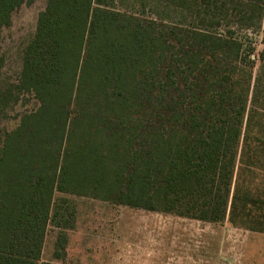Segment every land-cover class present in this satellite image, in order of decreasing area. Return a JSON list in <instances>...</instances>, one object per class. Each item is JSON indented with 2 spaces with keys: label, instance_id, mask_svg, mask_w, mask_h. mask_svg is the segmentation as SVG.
Segmentation results:
<instances>
[{
  "label": "trees",
  "instance_id": "1",
  "mask_svg": "<svg viewBox=\"0 0 264 264\" xmlns=\"http://www.w3.org/2000/svg\"><path fill=\"white\" fill-rule=\"evenodd\" d=\"M30 0H0V30ZM114 0H47L0 86V264H40L49 227H74L56 194L264 234V0H166V23ZM56 246L64 249L65 237ZM65 253L54 252L56 261Z\"/></svg>",
  "mask_w": 264,
  "mask_h": 264
},
{
  "label": "rangeland",
  "instance_id": "2",
  "mask_svg": "<svg viewBox=\"0 0 264 264\" xmlns=\"http://www.w3.org/2000/svg\"><path fill=\"white\" fill-rule=\"evenodd\" d=\"M118 9H126L129 12L137 13L139 4L143 5L142 15L145 18L154 19L157 15L163 18L166 23L176 21V14L172 9L163 6L166 0H114ZM47 0H30L11 14V23L7 28L0 30V86L14 85L17 82L21 70V54L23 49L32 39L38 15L45 9ZM242 37L251 39L255 47L254 56L257 59L256 70L259 68V56L264 49V15L262 17L261 29L259 32L241 31ZM263 90L262 100L257 105L256 111L264 114V74H262ZM37 107V102L30 95L20 98L19 104L8 109L0 117V131H12L20 117ZM261 123V122H260ZM258 121L255 127L264 128V124ZM56 197L66 199L75 208L74 227L71 230L61 231L47 230L40 264H82L89 263L95 258L92 248L98 245L97 232L106 231L107 227H114L119 219L130 225L135 217L151 215L146 219L148 224L172 225L175 223H188L191 225L192 233L188 231L187 236L195 239L200 236L201 224L180 218L174 215L164 214L165 219L160 218L159 212H147L142 209H131L123 206H115L107 202L92 198L74 197L70 195L56 194ZM163 217V218H164ZM127 219V221H125ZM152 219V222H149ZM206 224V223H205ZM194 227V228H193ZM212 237L219 240V264H264V234L251 233L244 229L232 227L227 222L222 224H206ZM65 237L64 249L56 246L58 239ZM214 239H212L211 250L214 255ZM65 253L63 261L54 259V252Z\"/></svg>",
  "mask_w": 264,
  "mask_h": 264
},
{
  "label": "crops",
  "instance_id": "3",
  "mask_svg": "<svg viewBox=\"0 0 264 264\" xmlns=\"http://www.w3.org/2000/svg\"><path fill=\"white\" fill-rule=\"evenodd\" d=\"M158 216L166 218L163 213ZM149 218L151 215L135 217L130 225L119 219L114 227L98 231L99 243L91 251L95 258L82 264H219V240L205 229V223L193 221L202 225V233L192 239L187 236L188 231L192 233L188 223L148 224Z\"/></svg>",
  "mask_w": 264,
  "mask_h": 264
}]
</instances>
